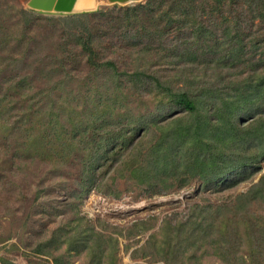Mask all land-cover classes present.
Here are the masks:
<instances>
[{
  "label": "trees",
  "instance_id": "obj_1",
  "mask_svg": "<svg viewBox=\"0 0 264 264\" xmlns=\"http://www.w3.org/2000/svg\"><path fill=\"white\" fill-rule=\"evenodd\" d=\"M12 8L1 0L2 16ZM16 12L20 20L14 27L0 23V42L18 41L25 54L27 27L36 15L21 6ZM93 15L98 26L65 34L80 48L79 56H86L90 74L102 70L103 85L91 87L95 94L84 125L72 116L80 114L78 103H68L71 131L54 114L60 139L85 138L91 149L82 160L72 217L32 248L49 264H72L71 258L82 254L83 264H116L119 237L157 227L152 217L108 233L80 212L85 189L102 191L111 171L167 193L195 178L213 183L236 174L253 176L264 160V0H147ZM72 54L67 47L62 51L59 66L66 76L59 84L74 75L66 67ZM115 54L127 60L120 63ZM26 78L18 88L26 89ZM127 89L147 92L156 109L136 113L124 103ZM142 103L147 104L144 95ZM118 104L124 110L114 113L110 107ZM79 141L75 144L83 145ZM119 177L112 175V183ZM131 257L165 264H201L206 257L221 264H264V175L231 202L195 204L184 217H165Z\"/></svg>",
  "mask_w": 264,
  "mask_h": 264
},
{
  "label": "rangeland",
  "instance_id": "obj_2",
  "mask_svg": "<svg viewBox=\"0 0 264 264\" xmlns=\"http://www.w3.org/2000/svg\"><path fill=\"white\" fill-rule=\"evenodd\" d=\"M3 1L4 5L16 7L7 9L2 16L0 0V23L4 27L12 28L19 22L16 9L20 6L34 11L36 18L27 27L26 42L29 43L25 54H22L25 45L18 41L0 42V264L1 259L6 264H49L48 258L33 253L32 248L39 241L51 237L62 221L72 217L76 210L75 193L81 191L78 184L82 160L88 155L86 149H91L84 144L85 138L83 141H79L80 137L71 141L69 135L60 139V124L56 123L54 114H59L61 124L69 125L67 127L71 131L69 104L78 103L80 114L72 116L80 121V126L84 125L87 109L92 107L91 96L95 94L91 87L103 85L102 70L90 74L93 68L86 61V56H79L80 48L74 47V41L65 34L70 31L81 33L85 25L98 26L100 20H95L93 14L100 10L132 4L115 5L109 0H98V9L94 12L46 15L30 8L29 0ZM88 30L95 31L93 28ZM86 34L84 31L83 35ZM65 47L73 51L72 60L66 67L74 75L59 84V79L66 76L65 69L59 66L65 58L61 56ZM110 54L106 52V55ZM114 57L118 61L121 59L120 63L127 60L117 54ZM48 75H51V81ZM24 78L26 89L18 88L16 83ZM49 85L57 87L49 89ZM128 86L131 87L130 84ZM103 90L101 88V92ZM125 91L129 97L124 103L130 104L136 113L156 109V99L149 97L147 92L143 93L147 102L144 106L141 93L134 89ZM110 109H114V113L124 110L119 104ZM243 119L251 120L246 116ZM78 141L83 145H76ZM116 174L121 177L112 183L111 177ZM263 175L264 160L261 170L253 176L236 174L213 183L195 178L188 186L158 193L135 185L126 177V172L111 171L105 183L101 182L102 191L91 186L85 189L78 209L98 229L108 233L118 229L125 232L136 221L156 217L158 225L152 231L129 239L119 237L120 251L116 264H165L162 261L151 263L148 258L133 259L131 252L157 230L165 217H184L195 204L231 202L239 193L258 183ZM234 180L236 183L229 187L228 184ZM125 245L131 248L125 251ZM60 252L58 250L55 254ZM82 255L73 256L71 263L83 264ZM201 264L221 262L206 257Z\"/></svg>",
  "mask_w": 264,
  "mask_h": 264
},
{
  "label": "water",
  "instance_id": "obj_3",
  "mask_svg": "<svg viewBox=\"0 0 264 264\" xmlns=\"http://www.w3.org/2000/svg\"><path fill=\"white\" fill-rule=\"evenodd\" d=\"M141 0H109L115 5L136 4ZM28 6L40 14L69 15L97 11L98 0H29Z\"/></svg>",
  "mask_w": 264,
  "mask_h": 264
}]
</instances>
